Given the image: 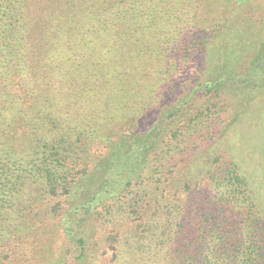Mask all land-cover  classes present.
<instances>
[{
    "label": "trees",
    "instance_id": "1",
    "mask_svg": "<svg viewBox=\"0 0 264 264\" xmlns=\"http://www.w3.org/2000/svg\"><path fill=\"white\" fill-rule=\"evenodd\" d=\"M251 1L0 0V264L3 248L34 226L27 215L12 220L35 179L67 204L60 228L79 264L88 249L78 219L122 192L129 202L111 226L120 215L129 221L106 264H264V127L255 162L245 157L247 133L220 119L225 88L264 81V38L248 69L254 81L240 85L231 48L213 40L229 42ZM213 50L231 63L214 76L205 64ZM149 111L153 122L140 127ZM16 135L27 140L20 153ZM96 140L107 154L90 168Z\"/></svg>",
    "mask_w": 264,
    "mask_h": 264
},
{
    "label": "rangeland",
    "instance_id": "2",
    "mask_svg": "<svg viewBox=\"0 0 264 264\" xmlns=\"http://www.w3.org/2000/svg\"><path fill=\"white\" fill-rule=\"evenodd\" d=\"M236 17L237 20L235 19V22L238 25L236 23L235 25L232 24L234 22L230 23L232 25L230 26L231 33L229 36L231 39L229 42L225 40L222 42L221 37L218 39L213 38V40L216 42V46H219V49L225 52L228 51V48H231L230 54L234 56L233 65H235V73L237 76L235 81L240 85L239 81L248 82L254 78L248 69L250 68V63L254 60L256 50L259 48V40L262 37L264 38V0L251 1L248 4H243V8L236 13ZM224 56L226 57H221V54H218L216 50L211 51L209 57L205 59L206 73L209 72L210 75L214 76L213 74H215L214 70L217 64L219 66L224 65L227 61L231 64L226 53ZM190 72L191 75L189 76H194L198 70L191 69ZM199 73L202 74V72ZM197 76L199 77V74ZM197 76L190 77L188 80L195 81ZM252 85L254 84L252 83ZM224 91L223 97L226 101L222 102L224 112H222L220 117L222 119L221 128L227 130L233 126L241 132V136L247 133L248 139L252 140L251 143L253 145L251 151L247 150L245 152V157L248 158L249 155L250 158H254V161L257 162V158L260 156L259 140L256 137L254 139V136H256V128L259 125L264 127V81L257 88L253 86L252 89H234L235 92L230 88H225ZM235 94L239 95L235 98L237 102L234 98L233 100L230 99ZM196 97V103H199L200 99L201 101L204 100L202 93H197ZM168 98L173 100L172 96ZM214 108L213 112L215 113L216 111L218 114V107L217 109L215 108V111ZM141 115L138 119L140 127L144 125L148 126L153 122L154 114L152 111L149 114ZM115 126L117 125L107 127V132L110 133L113 128H118ZM183 137L185 138V136ZM191 138L195 140L193 145L190 146L193 149L205 140V135L201 131V134H194ZM25 141L27 140H23V137L16 135L13 144L16 143L15 147H17L18 153L26 146L27 143ZM83 142V147L86 148L87 139H83L79 144ZM89 152L92 157V164L89 167L92 168L96 164L103 163L102 160L107 154V147L104 144H100L99 140H96L91 146V149H89ZM158 176L159 174H157ZM159 184L161 183L154 184V189L150 192H154ZM141 186L143 189L140 194L144 195L142 192L149 186L146 184ZM40 187L41 181L35 179L32 184L31 182L29 183V188H27V192H30L16 200V203L21 206L22 211L16 213L14 215L16 219L12 221L14 222L16 220V223L18 221L21 222L23 217L27 215L22 222L24 224L33 223L34 226L31 229L29 227L26 232L16 236L14 243L9 245L8 248V245L3 248V264H55L59 262L60 258L67 261L66 264H79V248L67 238L66 234L60 228V219L63 210L67 208V204L61 196L52 197L50 194L42 192L39 189ZM262 193L264 194V191ZM128 202V194L122 192L121 197L117 196L98 205V209H96V212L94 210V214L85 215L82 220L78 219V236L85 240L88 249L87 257L82 264H106L110 261L112 254L111 245L115 241L118 233L125 231L127 222L129 221L126 215H120L115 218L117 226L113 228L111 226V222L114 220L112 214L115 208L120 210L118 206H126ZM109 206L112 211L110 213L111 215L105 209V207Z\"/></svg>",
    "mask_w": 264,
    "mask_h": 264
}]
</instances>
